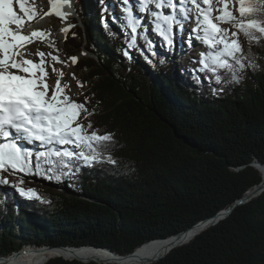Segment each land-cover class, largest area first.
Returning <instances> with one entry per match:
<instances>
[{
  "label": "trees",
  "instance_id": "16d2710c",
  "mask_svg": "<svg viewBox=\"0 0 264 264\" xmlns=\"http://www.w3.org/2000/svg\"><path fill=\"white\" fill-rule=\"evenodd\" d=\"M77 1L74 27L62 46L57 39L48 43L66 59L83 49L95 55L75 64L84 73L85 91L73 98L91 97L87 107L95 112L88 120L101 134H114L110 154L116 164L81 167L60 181L34 176L41 182L28 186L50 203L15 189L18 200L0 191L1 256L26 244L95 245L129 255L216 216L263 182L253 163L264 164V41L252 47L259 70L248 71L239 84H210L193 71L198 62L177 71L168 61L169 54L184 52L183 43L173 51L163 45L153 56L139 35L143 28L137 46L127 49L131 59L124 56L131 39L124 15H115L109 1ZM93 8L98 14L89 17ZM219 87L224 91L214 95L212 88ZM206 228L184 235L180 243L192 241L166 256L169 249L132 262L162 257L151 264H264V192ZM45 264L120 263L55 256Z\"/></svg>",
  "mask_w": 264,
  "mask_h": 264
},
{
  "label": "snow or ice",
  "instance_id": "6c2138e0",
  "mask_svg": "<svg viewBox=\"0 0 264 264\" xmlns=\"http://www.w3.org/2000/svg\"><path fill=\"white\" fill-rule=\"evenodd\" d=\"M134 2L139 13L147 14L152 31L162 38L161 43L168 50L175 49V36L179 34L183 39L185 31L188 32V47L192 46L193 40L206 47L199 55V67L193 71L203 73L210 84H239L248 71L261 68L252 47L264 41V0ZM30 3L31 0H0V185H10L22 196L50 203L36 189L23 187L24 178L36 176L60 181L64 176H75L81 167L114 165L116 160L110 154V147L115 138L111 132L101 134L88 120L95 112L94 108L89 110L87 107L91 97L84 96L83 101L78 102L68 95L71 86L62 82L65 72L55 67L56 63L68 66V61L58 55L59 49L54 42L51 47L57 54L39 49L34 54L21 51L33 43L34 38L48 34L43 30L24 32V25L39 15V10ZM49 3L52 7L44 15L54 12L62 19L70 15L62 8L64 5L71 7V0H49ZM14 4H19L23 16L16 12ZM122 4L125 34L131 36L125 41L124 56L131 59L127 49L137 46V30L142 27L144 32L139 35L155 56L153 42L146 35L148 25L142 24L144 17L133 14V4L129 0H122ZM165 9L170 11L165 13ZM188 23L194 24L190 30L185 27ZM14 24L16 28L12 27ZM223 24L229 27H222ZM71 27L74 25L61 31L67 32ZM104 27L108 29L109 26L105 23ZM109 35L114 33L109 30ZM241 36L247 42V48ZM31 55L38 56L39 61L29 58ZM68 60L75 64L78 57L71 56ZM49 67L56 74L54 85L48 83ZM72 77L76 79L74 73ZM196 79L199 82V76ZM76 84L82 89L85 82L77 79ZM223 91V87L212 88L214 95ZM85 120H88L86 124ZM5 172L22 175L10 182L3 175Z\"/></svg>",
  "mask_w": 264,
  "mask_h": 264
},
{
  "label": "rangeland",
  "instance_id": "374dc122",
  "mask_svg": "<svg viewBox=\"0 0 264 264\" xmlns=\"http://www.w3.org/2000/svg\"><path fill=\"white\" fill-rule=\"evenodd\" d=\"M73 1L75 3V6H76L78 1L77 0H73ZM95 1H97V2L101 1V3H102V1L105 2V0H95ZM108 1L113 3V8L115 9V15L116 14H121V13H122V15H125L123 13L124 5H121L122 4V0H106V2H108ZM132 1L133 0L129 1L130 4H133ZM119 4H120V6H119ZM18 5L19 4H14L15 9L17 10L16 12L19 13L21 16H23V13L21 12L20 7ZM30 6H37L38 9L42 8L43 10L39 11V14H41L45 9H47V7H49L47 0H34L33 2L30 3ZM133 7H134V4H133ZM97 14H98V9L97 8H93L92 12L88 13V16L91 17L92 15L95 16ZM133 14L137 15L138 18L144 17L142 22L145 23L146 25H148V31L147 32H149V38L153 42V45H154V49L153 50L155 52L164 51L163 45L161 43L162 38L158 37L157 34H155L152 31V28L150 27L151 25L147 24L148 23V19H147L146 16H144L145 13L142 14L141 16H139L140 14H139L138 8L136 6V7H134V13ZM78 16H79V14H78ZM80 19H81V17H80ZM81 22L83 23L82 20H81ZM65 23H66V25L65 24L64 25L67 28L68 25H70V23L69 22H65ZM64 25L61 23V21L59 22V21L53 19L51 17V15H49V14L48 15H43L41 18L40 17L38 19L35 18L32 21L27 22L24 25V28H23L25 33H31L33 31H36V29L38 27H41L42 30L45 33H48V34L43 36V37L34 38V42L31 43V44H28L26 46V49H21V51L22 52L27 51V52H30V53L34 54L37 51V49H39V50L44 51V52L53 51L54 54H57V53H55V50L49 45L48 40H50V41L53 40V39L60 40V47H61L62 46V41H64L65 36L68 34V31H69V28H68L67 32L61 31V28ZM82 25H84V23ZM192 25H193L192 23H189L188 27H186V29L190 30L192 28ZM12 27L16 28L17 26L14 24V25H12ZM227 27H229V25H227ZM185 32H187V31H185ZM186 37L187 36L183 35V39H181V43L185 44L184 46H186V50L187 51L183 50L185 53L184 54L183 53L180 54L179 57L178 56H173V54H169L170 58L168 59V61L170 63H176L177 64L176 65L177 71L184 64L189 63V61H192L193 63L194 62H198L200 53L202 51H206V47L203 44H201L200 42L196 41V40H193L192 46L187 49V42H186L187 38ZM178 41H179V37H178V39L175 42L177 43ZM155 44H157V45H155ZM58 55H60L61 59L65 60V61H68V66H65V65L60 64V63H56L55 64L56 68L62 69L65 72V75L62 78V82H67L71 86L70 87V91L68 92V95H70L72 97L74 96L75 98L81 97L82 95L80 93L82 92L84 94L85 88H82V89L78 88L77 84H76V80L77 79L80 80L81 78H83V74L84 73L79 71L78 67L75 64H72L71 61H69L68 59L64 58V56H62V54L58 53ZM92 55L95 57V55L93 53H92ZM182 55H184V57ZM86 56H88V55H82V53H79L77 55L78 58H82V57H86ZM29 58H31V59H33V60H35L37 62L40 59L36 55H31V56H29ZM193 60H195V61H193ZM48 71H49L48 83L50 85H54L55 84V80H56V74L51 71V67L48 68ZM154 72H152V73H154ZM73 73L75 74L76 79H73V77H72ZM150 75H152V74H150ZM3 175L7 176V179L10 182H15L17 180V175H22V174L9 175L7 172H5V173H3ZM24 180H26L25 181L26 185L24 186L25 188H29L30 185L38 184L39 182H41L40 180H38L34 176H26L24 178ZM40 184H42V183H40ZM13 189L14 188L11 187L10 185H5V187L0 185L1 193L5 194V195L9 194L7 192L11 193ZM16 195L17 194L14 193V191H13L11 196H12V198H15V199L18 200Z\"/></svg>",
  "mask_w": 264,
  "mask_h": 264
},
{
  "label": "bare ground",
  "instance_id": "6f19581e",
  "mask_svg": "<svg viewBox=\"0 0 264 264\" xmlns=\"http://www.w3.org/2000/svg\"><path fill=\"white\" fill-rule=\"evenodd\" d=\"M129 1H131V0H129ZM132 2L134 4V7H136L134 0ZM121 5H123V4H121ZM119 6H120V4H119ZM134 7H133V13H134ZM168 11H170V10L165 9V13H167ZM139 14H140L139 16H141L144 13H139ZM144 16L147 17V14H145ZM142 24H145V23L142 22ZM221 26L227 27L226 24H223ZM185 27H188V24H186ZM63 28H66V26L64 25L61 29H63ZM36 30H42V28L38 27ZM178 35L175 36V41L179 37V41L176 43V47H178L179 43H181V36L180 35L178 36ZM183 35L187 36L186 38H188V32H184ZM157 36H158V34H157ZM186 42H187V40H186ZM155 45H157V44H155ZM183 45H185V44H183ZM188 48L189 47L187 45V49ZM183 50L187 51L186 49H183ZM182 53L184 54L185 52H182ZM182 56L184 57V55H182ZM261 173L263 174L262 175V180H263L262 183H264V167H262ZM221 217H222L221 215L217 216L218 219L219 218L221 219ZM206 227H208L207 223H205V222L200 223L199 222L198 224L193 226L190 230H186L183 233H181L178 238L177 237H175V238L170 237L168 239L161 240V241L154 240V241H151V243L148 242V244L146 246L142 247L137 252H134L133 255L129 257L128 261L132 262L133 260H136V259H140V258L144 259V258L152 257L154 255H160V254L166 252L172 245H175L176 243L180 242L181 238L184 235H188L190 232H196L198 230H202ZM25 249L26 250H22L16 254L14 253L12 256L0 258V264H40L55 253H57V254L63 253L65 255H67L68 257H71V258H74V257L76 258L78 255H81V256H84L86 258H96V259H100V260H113V259H115L114 254L108 250H100V249L86 248V247H81V248H79V250L74 249V250H78V251H75L73 254L72 253L68 254V252L65 251L66 249H58V248H48V247L43 248L42 247V248H38V249H31V248L30 249L25 248ZM154 260H152V261H154ZM132 263L142 264V262H132Z\"/></svg>",
  "mask_w": 264,
  "mask_h": 264
},
{
  "label": "water",
  "instance_id": "95a60500",
  "mask_svg": "<svg viewBox=\"0 0 264 264\" xmlns=\"http://www.w3.org/2000/svg\"><path fill=\"white\" fill-rule=\"evenodd\" d=\"M48 1V6L49 7H47V8H51L52 7V5H50V3H49V0H47ZM48 9V10H49ZM71 10V11H70ZM62 11L63 12H65V13H70V15H68L67 16V18L66 19H62L61 17H59V16H57L54 12L51 14V17L53 18V19H55V20H57V21H61V23L64 25H66V23L65 22H69L70 23V25H73L74 23H73V17L74 16H76V11H75V8H74V6H73V2H72V0H71V7H69L68 5H64L63 6V8H62ZM64 22V23H63ZM72 28V27H71ZM71 28H69V31H70V29ZM69 31H68V34H69ZM67 34V35H68ZM66 35V36H67ZM65 36V37H66ZM89 50H87V49H83V50H81V52L80 53H87V55L88 56H90V55H92V53H91V51H89ZM79 53H77V55H78ZM76 55V56H77ZM83 58V57H82ZM78 59H80V58H78ZM76 64V63H75ZM253 165L255 166V167H257L258 169H259V171L261 172V169H262V167H264V164H259V162H255V163H253ZM264 192V183H258L257 185H254L251 189H249L247 192H246V195L245 196H243V197H241L236 203H233L230 207H227V208H225V209H223V210H221L216 216L214 215V216H211V217H209V218H207V219H204V220H202L200 223H202V222H205V223H207V225H208V227L207 228H209L210 226H212V225H216V224H218L219 223V221L220 220H222V219H224L225 217H227V216H230V214L233 212V210L235 209V207L237 206V205H239V204H242V203H247V202H249L250 200H252L253 198H255V197H257V196H260L262 193ZM222 216L221 217V219L219 218H217V216ZM217 219V220H216ZM198 222V223H199ZM191 229V228H190ZM189 229V230H190ZM206 230V229H205ZM184 231H186V230H184ZM183 231V232H184ZM204 231V230H203ZM202 231V232H203ZM183 232H180V233H178V234H176V235H171V236H169V237H167V238H163V239H155V240H157V241H160V240H165V239H168V238H175V237H179V235L181 234V233H183ZM200 233V232H199ZM194 239V238H193ZM192 241V240H191ZM191 241H189V242H184V243H180V242H178V243H176L175 245H172L170 248H169V250L167 251V253L165 254V256L170 252V251H172L174 248H176V247H178V246H180V245H183V244H188V243H190ZM46 248V247H48V248H58V249H72V250H74V249H79V248H81V247H86V248H94V249H98V248H100V250H108V251H110V252H112V253H114V257H115V259H113V260H100V259H96V258H93V259H86V258H71V257H68V256H63V255H57V254H55L54 256H50L49 257V259L50 258H52V257H55V256H57V257H64V258H66V259H71V260H74V259H78V260H82V261H85V262H90V261H98V262H100V263H109V262H114V263H120V264H134V263H132V262H129L128 261V259H129V257L130 256H132L133 255V253L132 254H120V253H118V252H115L112 248H110V247H100V246H95V245H83V246H80V247H72V245H70V246H58V245H37V244H26V245H24L21 249H19L18 251H13V252H11L10 254H8L7 256H12L14 253L16 254V253H18V252H20V251H22V250H26L25 248H31V249H38V248ZM7 256H1V254H0V258H4V257H7ZM165 256H163V257H165ZM162 257H160V258H158V259H155L154 261H151V262H149V263H144V264H151V263H153V262H157L158 260H160ZM48 259V260H49ZM47 260V261H48ZM46 261V262H47ZM46 262H44V264L46 263ZM43 264V263H42Z\"/></svg>",
  "mask_w": 264,
  "mask_h": 264
}]
</instances>
